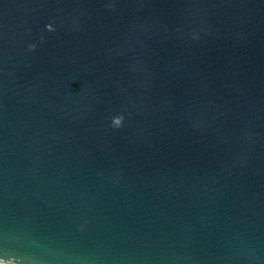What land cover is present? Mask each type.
<instances>
[{"label":"water","instance_id":"1","mask_svg":"<svg viewBox=\"0 0 264 264\" xmlns=\"http://www.w3.org/2000/svg\"><path fill=\"white\" fill-rule=\"evenodd\" d=\"M0 264H264V0H0Z\"/></svg>","mask_w":264,"mask_h":264},{"label":"clouds","instance_id":"2","mask_svg":"<svg viewBox=\"0 0 264 264\" xmlns=\"http://www.w3.org/2000/svg\"><path fill=\"white\" fill-rule=\"evenodd\" d=\"M48 27H49V30H51V26L49 25ZM122 119H123L122 117L114 118V120H113L114 125L115 126H120L121 123H122Z\"/></svg>","mask_w":264,"mask_h":264}]
</instances>
